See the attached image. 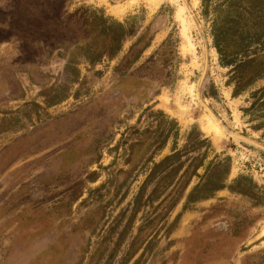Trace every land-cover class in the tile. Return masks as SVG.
Wrapping results in <instances>:
<instances>
[{"label": "rangeland", "instance_id": "374dc122", "mask_svg": "<svg viewBox=\"0 0 264 264\" xmlns=\"http://www.w3.org/2000/svg\"><path fill=\"white\" fill-rule=\"evenodd\" d=\"M263 89L264 0H0V264H264Z\"/></svg>", "mask_w": 264, "mask_h": 264}, {"label": "trees", "instance_id": "16d2710c", "mask_svg": "<svg viewBox=\"0 0 264 264\" xmlns=\"http://www.w3.org/2000/svg\"><path fill=\"white\" fill-rule=\"evenodd\" d=\"M112 25L116 26V28H117L116 30H118V31H114L113 34H111V39L109 41V44L104 41V45H108V47H109L108 49H109L110 53L115 52L117 50V48H119L120 42L126 33L121 24L114 23ZM253 35H255V33H253ZM257 58L253 57V56H249V55H244V58L239 59L237 62H235L234 60H231V62H234L233 70H232L234 75H233L232 79L235 81L234 82L235 83V92L240 90L242 87H244L247 83H249L251 80H253L255 78V74L251 71V69L253 71L256 70L255 67L257 65V63H256ZM231 62H227L225 64L232 65ZM250 67H252V68L250 69ZM167 158H169V157H167ZM163 162L164 161H161V163H163ZM157 166H161V165L158 164ZM194 171L195 170H192L191 172H189V174L187 172H184V174H188V177H189V175H192V173H194ZM184 184H186V183H184ZM182 188H183V186H182Z\"/></svg>", "mask_w": 264, "mask_h": 264}, {"label": "water", "instance_id": "95a60500", "mask_svg": "<svg viewBox=\"0 0 264 264\" xmlns=\"http://www.w3.org/2000/svg\"><path fill=\"white\" fill-rule=\"evenodd\" d=\"M206 66H207V62H206V55H205V62H204V66H203L204 68H203V71H202V74H201V77H200V81L202 80V78H203V76H204ZM214 120H215V118H214ZM225 131H226L230 136H233V137H235V138H237V139H243V140H246V139L242 138L241 136L236 135V134H234V133H232V132H230V131H228V130H225ZM246 141H247V142H250L251 144L257 146L258 148L264 150V146H261L260 144H257V143H254V142H251V141H248V140H246Z\"/></svg>", "mask_w": 264, "mask_h": 264}, {"label": "flooded vegetation", "instance_id": "af4514ba", "mask_svg": "<svg viewBox=\"0 0 264 264\" xmlns=\"http://www.w3.org/2000/svg\"><path fill=\"white\" fill-rule=\"evenodd\" d=\"M219 223H220V222H216V223L214 224L215 226H213L212 228H214V229L216 228V229H217V228H218V225H219ZM210 228H211V227H210ZM218 230H219V228H218Z\"/></svg>", "mask_w": 264, "mask_h": 264}, {"label": "bare ground", "instance_id": "6f19581e", "mask_svg": "<svg viewBox=\"0 0 264 264\" xmlns=\"http://www.w3.org/2000/svg\"><path fill=\"white\" fill-rule=\"evenodd\" d=\"M147 1H149V2H152V3H157L158 2V0H147ZM195 1V0H194ZM209 120H207V122H208Z\"/></svg>", "mask_w": 264, "mask_h": 264}]
</instances>
